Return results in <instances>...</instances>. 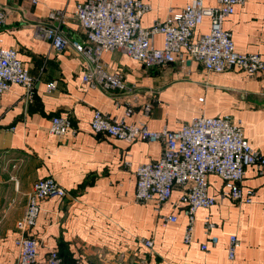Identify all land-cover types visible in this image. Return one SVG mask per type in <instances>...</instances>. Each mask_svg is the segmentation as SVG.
<instances>
[{
  "label": "crops",
  "instance_id": "obj_1",
  "mask_svg": "<svg viewBox=\"0 0 264 264\" xmlns=\"http://www.w3.org/2000/svg\"><path fill=\"white\" fill-rule=\"evenodd\" d=\"M87 0H0L7 10L0 26V45L14 47L29 72L38 78L31 98L25 87L13 85L0 97V264H18L20 236L17 221L23 217L33 185L52 176L65 189L64 198L41 201L37 224L31 231L39 242L37 264H46L57 249L64 264H264V172L248 167L243 185L255 191L254 201L240 203L223 195L225 186L210 175V192L218 202L196 212L192 244L184 240L187 218H163L178 211L180 192L160 213L154 203H137L136 168L158 160L161 142H125L97 134L91 127L96 109L128 123L144 122L151 130H178L192 118L229 116L240 123L251 145L264 153V70L249 75L239 68L208 72L199 61L186 57L159 66H146L122 50L106 52L103 62L122 75L126 88L105 91L91 88L83 79L85 61L68 46L59 52L35 36V26L49 24L52 10H63L66 36L85 40L75 16L79 2ZM151 10L142 17L150 26L170 13L184 9L191 0H142ZM217 0H205L213 6ZM205 18L195 38L210 30ZM237 51L258 53L264 60V0H247L224 21ZM163 45V35L154 38ZM57 80L49 91L48 83ZM151 109L146 112V106ZM132 109L130 115H126ZM55 115L69 116L76 129L58 137L49 131ZM216 227L213 245L205 230L206 218ZM232 234L240 240L235 259L228 256ZM154 240L153 249L142 244ZM209 249L203 250L202 245Z\"/></svg>",
  "mask_w": 264,
  "mask_h": 264
},
{
  "label": "built area",
  "instance_id": "obj_2",
  "mask_svg": "<svg viewBox=\"0 0 264 264\" xmlns=\"http://www.w3.org/2000/svg\"><path fill=\"white\" fill-rule=\"evenodd\" d=\"M247 0H217L208 6L205 0H191L181 11L172 12L163 21L155 20L150 26L142 24V17L151 10V5L142 0H87L76 6L75 16L86 33L85 40L69 39L63 28L66 13L52 10L49 24L35 26V36L51 43L59 52L68 46L80 52L85 61L82 79L91 88L113 91L126 88L122 75L111 72L102 58L106 52L124 51L131 58L146 66H159L178 60L185 62L191 57L202 63L208 72L221 73L239 68L249 75L264 70V60L258 53L237 51L231 31L224 28V21L231 16L238 5ZM36 3V0H33ZM7 10L0 6V26L5 25ZM210 18V30L195 38L196 30L205 18ZM163 35V45L157 47L154 38ZM38 78L32 75L14 47L0 45V97L13 85L26 88L33 97ZM58 81L48 83V90L57 87ZM151 109L146 106V112ZM128 109L126 115H130ZM91 127L97 134L114 137L132 143L134 141L161 142L162 156L136 168L137 203H154L160 213L162 207L171 201L175 190L180 192L179 202L172 214L163 218L164 223L178 221L179 212L187 218L183 240L187 245L194 241L196 212L200 208L210 209L218 202L210 192L209 176L220 177L225 186L223 195L233 201L251 203L255 191L243 185L248 167L258 173L264 172V153L255 149L245 136L244 128L229 116L192 118L178 130L164 127L151 130L144 122L128 123L96 109ZM69 116L55 115L49 126L50 133L62 137L73 132ZM67 190L52 176L41 178L33 185L25 213L17 221L20 231L14 243L19 249L18 264H37L40 242L31 233L41 212V201L48 198H64ZM216 223L206 218L205 230L213 245L219 242L212 234ZM142 244L153 249L154 240L143 239ZM240 240L232 234L228 243L229 259H235ZM203 250L209 245L203 244ZM46 264H64L57 249L50 250Z\"/></svg>",
  "mask_w": 264,
  "mask_h": 264
}]
</instances>
